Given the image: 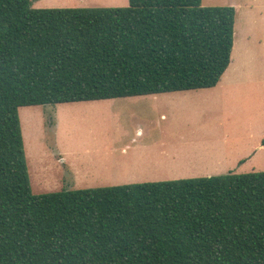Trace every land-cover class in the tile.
<instances>
[{"label": "trees", "instance_id": "1", "mask_svg": "<svg viewBox=\"0 0 264 264\" xmlns=\"http://www.w3.org/2000/svg\"><path fill=\"white\" fill-rule=\"evenodd\" d=\"M236 16L202 0H0V264H264V172L35 195L19 115L214 88Z\"/></svg>", "mask_w": 264, "mask_h": 264}, {"label": "rangeland", "instance_id": "2", "mask_svg": "<svg viewBox=\"0 0 264 264\" xmlns=\"http://www.w3.org/2000/svg\"><path fill=\"white\" fill-rule=\"evenodd\" d=\"M31 4L122 8L128 0ZM202 5L237 11L231 65L216 88L19 110L35 195L264 172V149L250 159L264 139V0Z\"/></svg>", "mask_w": 264, "mask_h": 264}, {"label": "crops", "instance_id": "3", "mask_svg": "<svg viewBox=\"0 0 264 264\" xmlns=\"http://www.w3.org/2000/svg\"><path fill=\"white\" fill-rule=\"evenodd\" d=\"M235 10H236V9H235ZM236 13H237V11H236ZM230 65H231V64H230ZM229 67H230V66H229ZM228 69H229V68H228ZM228 69H227V70H228ZM225 73H226V72H225ZM224 75H225V74H224ZM224 75H223V76H224ZM222 80H223V78H222ZM222 80L219 82V84L222 82ZM219 84H218V85H219ZM218 85H217V86H218ZM217 86H216V87H217ZM216 87H214V88H216ZM214 88H213V89H214ZM201 90H206V89H201ZM194 91H196V90H194ZM184 92H188V91H184ZM175 93H177V92H175ZM167 94H169V93H167ZM26 108H28V107H26ZM21 109H22V108H21ZM257 146H259V145H257ZM259 148H260V149H255V151H254L253 154L251 155L250 159L254 158V157L258 154V152H259L261 149H262V150L264 149V144H262V141H261V145H260ZM248 160H249V159H248ZM209 176H211V175H209Z\"/></svg>", "mask_w": 264, "mask_h": 264}]
</instances>
